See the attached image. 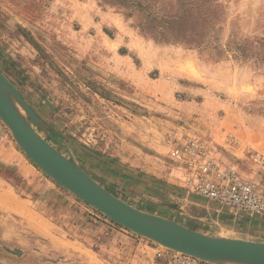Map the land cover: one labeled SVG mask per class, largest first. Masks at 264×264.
Returning <instances> with one entry per match:
<instances>
[{
  "label": "rangeland",
  "instance_id": "rangeland-1",
  "mask_svg": "<svg viewBox=\"0 0 264 264\" xmlns=\"http://www.w3.org/2000/svg\"><path fill=\"white\" fill-rule=\"evenodd\" d=\"M115 1L0 0V72L61 146L34 130L141 212L264 243V220L230 226L165 144L200 139L222 167L264 181L251 161L264 155V0H133L166 17L202 5L199 47L153 40ZM156 248L50 179L0 121V264H141Z\"/></svg>",
  "mask_w": 264,
  "mask_h": 264
},
{
  "label": "water",
  "instance_id": "water-1",
  "mask_svg": "<svg viewBox=\"0 0 264 264\" xmlns=\"http://www.w3.org/2000/svg\"><path fill=\"white\" fill-rule=\"evenodd\" d=\"M0 121L20 150L43 173L130 233L169 251L212 264H264V243L207 236L141 212L113 196L88 176L69 152L68 156L61 154L34 130L37 128L61 146L56 134L43 124L1 72Z\"/></svg>",
  "mask_w": 264,
  "mask_h": 264
},
{
  "label": "built area",
  "instance_id": "built-area-1",
  "mask_svg": "<svg viewBox=\"0 0 264 264\" xmlns=\"http://www.w3.org/2000/svg\"><path fill=\"white\" fill-rule=\"evenodd\" d=\"M165 144L178 159L185 161L187 186L192 193L216 206L248 218L264 220V181L239 177L222 167L206 142L191 137H168ZM253 165L264 169V155L255 153ZM141 264H212L157 246L155 253Z\"/></svg>",
  "mask_w": 264,
  "mask_h": 264
},
{
  "label": "trees",
  "instance_id": "trees-1",
  "mask_svg": "<svg viewBox=\"0 0 264 264\" xmlns=\"http://www.w3.org/2000/svg\"><path fill=\"white\" fill-rule=\"evenodd\" d=\"M116 0L115 6L121 7L125 10L132 9L139 14L140 20H138V28L141 32L155 41L163 43H181V44H193L199 47L201 37L206 34L204 32L207 29L206 18L204 15L199 14L200 8L203 10V6H195V13L188 14L189 11H185L182 15L178 16H163L157 13H151L147 6H144L141 2L133 0ZM188 14V15H187ZM197 16V20L193 19V16ZM143 22V23H142Z\"/></svg>",
  "mask_w": 264,
  "mask_h": 264
},
{
  "label": "crops",
  "instance_id": "crops-1",
  "mask_svg": "<svg viewBox=\"0 0 264 264\" xmlns=\"http://www.w3.org/2000/svg\"><path fill=\"white\" fill-rule=\"evenodd\" d=\"M247 147H250V146L247 145ZM243 148H246V147H242V146H240V147H234V148H232L230 150L228 149V151H226V152H223L224 153L223 154L224 155L223 158L226 159V162L224 161V164L222 162L221 163L223 165H230V164H232V160H234V161H237V160L240 161L241 159L240 160L239 159H234L233 156H239V154L242 153ZM219 158L223 161V158L221 157V155H220ZM159 176L163 177L164 175L160 174ZM151 214L157 215L159 217H162V218H165V219H168L170 221L175 222V220H171V219L167 218L166 216L158 215L156 213H151ZM221 215H224L226 217H229V218H226V221H227L228 224H230V226H234V225L245 226V224L247 222H250V221H252V220L255 219V218L254 219H246L248 217H246V216H244L242 214L235 213V212L230 211V210L224 211ZM176 223L179 224V225H181V226H184L183 224H181L179 222H176ZM191 223H194V222L191 221ZM185 227H187V226H185ZM187 228L193 230V228H190V227H187ZM199 233H201V232H199ZM202 234H205V233H202ZM205 235L212 236L213 237V235H211V234H207L206 233Z\"/></svg>",
  "mask_w": 264,
  "mask_h": 264
},
{
  "label": "bare ground",
  "instance_id": "bare-ground-1",
  "mask_svg": "<svg viewBox=\"0 0 264 264\" xmlns=\"http://www.w3.org/2000/svg\"><path fill=\"white\" fill-rule=\"evenodd\" d=\"M9 194V193H8ZM13 196V195H12ZM5 200V199H4ZM7 200V199H6ZM13 200V199H12ZM9 201V200H8ZM8 204V203H7ZM15 211V210H14Z\"/></svg>",
  "mask_w": 264,
  "mask_h": 264
}]
</instances>
